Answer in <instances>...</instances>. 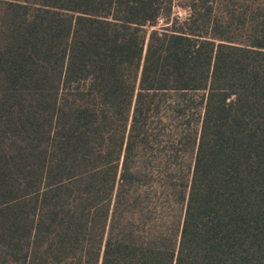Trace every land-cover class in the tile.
<instances>
[{"label": "trees", "instance_id": "1", "mask_svg": "<svg viewBox=\"0 0 264 264\" xmlns=\"http://www.w3.org/2000/svg\"><path fill=\"white\" fill-rule=\"evenodd\" d=\"M0 264H264V0H0Z\"/></svg>", "mask_w": 264, "mask_h": 264}, {"label": "rangeland", "instance_id": "2", "mask_svg": "<svg viewBox=\"0 0 264 264\" xmlns=\"http://www.w3.org/2000/svg\"><path fill=\"white\" fill-rule=\"evenodd\" d=\"M175 12L180 16V17H185V12L182 10V9H179V8H176L175 9ZM148 31H149V29H148Z\"/></svg>", "mask_w": 264, "mask_h": 264}]
</instances>
